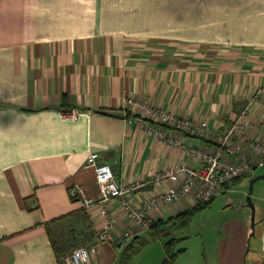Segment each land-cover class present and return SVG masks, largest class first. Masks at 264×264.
I'll return each mask as SVG.
<instances>
[{
  "label": "crops",
  "instance_id": "0c3cea01",
  "mask_svg": "<svg viewBox=\"0 0 264 264\" xmlns=\"http://www.w3.org/2000/svg\"><path fill=\"white\" fill-rule=\"evenodd\" d=\"M150 107L220 133L242 121L257 137L264 0H0V264H73L70 251L56 253L51 227H67L74 242L86 236L87 264L118 258L131 239L121 246L115 239L131 222L114 199V224L101 237L107 219L84 201L99 193L89 153L110 163L118 182L137 183L129 196L142 203L185 177L159 183L160 173L202 165L157 130L201 151L219 147L211 137L142 117ZM73 108L75 119L64 115ZM77 187L82 192L73 197ZM196 203L185 195L149 215L165 219ZM263 212L252 264H264ZM224 244L228 257L219 264H247L248 254Z\"/></svg>",
  "mask_w": 264,
  "mask_h": 264
},
{
  "label": "built area",
  "instance_id": "2783aa9c",
  "mask_svg": "<svg viewBox=\"0 0 264 264\" xmlns=\"http://www.w3.org/2000/svg\"><path fill=\"white\" fill-rule=\"evenodd\" d=\"M129 101H132L129 99ZM148 113L141 116L153 119L162 125H170L180 130H188L201 136H207L218 142V148L214 152H205L184 144L181 139L166 136L163 131L156 133L161 138L175 145L185 147L190 155L202 158V165L189 167L183 164L177 168H171L157 176V181L162 183L166 177H174L176 173L183 172L185 177L180 186L166 190L150 197L142 203H135L129 196V192L138 186L137 183L123 184L116 180L112 166L107 161H100L98 152H91L87 157L86 165L94 169L95 183L98 187V197H86V206L98 207L100 214L107 219L105 228L101 232L102 238H108L115 216L112 214L109 203L116 199L122 212L130 220L115 239L117 245H124L139 231L147 228L152 219L149 211L156 207L179 200L182 196L192 195L197 202H206L219 192L229 189L228 183L234 179L245 176L264 164V141L257 137L251 138L245 131L242 121H237L225 133H220L209 128L205 123L195 121L185 116H178L166 108H148ZM245 113V112H243ZM79 109L73 108L65 111L64 115L75 119ZM256 133L264 132V121L255 125ZM256 164V165H254ZM82 192L80 187L73 189L72 195L76 197ZM73 264H87L90 258L88 247L75 248L71 254Z\"/></svg>",
  "mask_w": 264,
  "mask_h": 264
},
{
  "label": "rangeland",
  "instance_id": "374dc122",
  "mask_svg": "<svg viewBox=\"0 0 264 264\" xmlns=\"http://www.w3.org/2000/svg\"><path fill=\"white\" fill-rule=\"evenodd\" d=\"M262 135L263 133H258L257 138L264 141ZM263 170L264 166L257 167L239 182L232 184L229 191H221L211 200L201 202L210 205L193 213L188 223H183L179 219L163 224L164 230L158 233L151 230L144 232L142 239H146L145 243L125 264H161L165 258V243L174 239L173 251L177 252V257L173 264H219L222 257H228L223 251L224 242L227 243L225 249H232L235 255L248 254L245 261L247 264H252L254 258L250 255L254 250L258 211L260 209L264 211V179L258 180L254 185L253 208L247 203L246 195L250 178L264 173L261 172ZM65 230L68 231V228L52 227L50 231L59 245L64 244V240L67 243H74L71 252L82 243L85 236L74 242L68 238ZM243 240L244 246H241ZM123 249H120L119 254L117 253L118 258H115L111 264H123Z\"/></svg>",
  "mask_w": 264,
  "mask_h": 264
},
{
  "label": "trees",
  "instance_id": "16d2710c",
  "mask_svg": "<svg viewBox=\"0 0 264 264\" xmlns=\"http://www.w3.org/2000/svg\"><path fill=\"white\" fill-rule=\"evenodd\" d=\"M242 177L243 176H240V177L234 179L233 181L228 183L227 186H230V185L234 184L235 181L237 182ZM208 204L209 203L198 202L193 207H191V208H189L187 210H184L183 212H180V213H178V214H176L174 216H170V217L165 218V219L164 218H157V219H154V220L152 219L150 225L147 228L139 231L138 233L145 232L147 230H149V231L151 230L154 233H158V232L164 230L163 224H166L167 222H171V221H178L179 219H181V221L183 223H188L190 221V217H191V215H193V213H195L197 210L201 209L202 207L207 206ZM80 218H81V220L85 221L86 215H81ZM138 233L136 235H134V237L131 238L130 242H128V243L126 242L127 244L125 243L126 247H125L124 253L122 255V263L123 264H125L128 261V259L133 255V253L136 252L140 248V246L142 244H144L145 241H146V239H142V235H140ZM51 238H52L53 247H54L56 253L59 256L61 254H65V253L69 252L71 247L74 245V243H72V244L71 243H67L65 240H64V242H65L64 244H60L59 245L58 241L56 239H54L52 234H51ZM85 240H86V236H85V239L82 241V243L79 244L78 246H76V248L80 247V246H84V244H85L84 241ZM174 243H175V239L174 240H170V241L165 243V245H164L165 258L161 262V264H173L174 263V261H175V259L177 257V252L173 251ZM71 252H70V254H71Z\"/></svg>",
  "mask_w": 264,
  "mask_h": 264
},
{
  "label": "water",
  "instance_id": "95a60500",
  "mask_svg": "<svg viewBox=\"0 0 264 264\" xmlns=\"http://www.w3.org/2000/svg\"><path fill=\"white\" fill-rule=\"evenodd\" d=\"M260 179H264V173H259L257 175H254L249 180V185H248V191H247L246 199H247V203L252 208L255 206L254 203L252 202V194H253V191H254V185Z\"/></svg>",
  "mask_w": 264,
  "mask_h": 264
}]
</instances>
